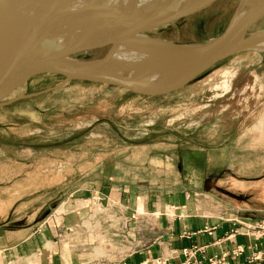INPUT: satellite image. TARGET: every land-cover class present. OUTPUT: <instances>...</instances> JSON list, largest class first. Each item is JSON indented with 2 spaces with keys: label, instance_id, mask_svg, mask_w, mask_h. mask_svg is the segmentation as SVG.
Listing matches in <instances>:
<instances>
[{
  "label": "rangeland",
  "instance_id": "1",
  "mask_svg": "<svg viewBox=\"0 0 264 264\" xmlns=\"http://www.w3.org/2000/svg\"><path fill=\"white\" fill-rule=\"evenodd\" d=\"M239 1L213 0L149 34L177 43L208 40ZM62 79L36 75L5 99ZM115 185L188 191L214 214L225 200L264 215V46L231 55L161 96L74 80L1 106L0 264H115L107 224L65 227L52 216L67 199L100 195L112 204ZM41 226L54 234L44 235L43 251L30 240Z\"/></svg>",
  "mask_w": 264,
  "mask_h": 264
},
{
  "label": "water",
  "instance_id": "2",
  "mask_svg": "<svg viewBox=\"0 0 264 264\" xmlns=\"http://www.w3.org/2000/svg\"><path fill=\"white\" fill-rule=\"evenodd\" d=\"M62 1L0 0V107L74 80L161 96L188 85L219 61L264 43V25L259 23L264 0H240L218 35L196 43H177L149 32L200 11L213 0L187 5L172 0L165 4L88 0L79 18L60 27L56 18ZM72 8L78 10L79 4ZM154 14L159 15L150 19ZM100 48H106L100 56L81 57ZM123 52L133 56L119 55ZM39 74L63 79L43 90L5 99Z\"/></svg>",
  "mask_w": 264,
  "mask_h": 264
},
{
  "label": "crops",
  "instance_id": "3",
  "mask_svg": "<svg viewBox=\"0 0 264 264\" xmlns=\"http://www.w3.org/2000/svg\"><path fill=\"white\" fill-rule=\"evenodd\" d=\"M198 191L192 188L193 194ZM109 193L118 211L129 213L142 207L150 217L160 214L158 238L145 232L148 245L125 257L122 264H156L157 258L164 261L161 264H264V230L259 229L264 226L263 214H245L247 208L225 200L219 214L210 213L211 207H202L200 199L183 190L169 195L115 185L114 194ZM85 199H73L69 204L65 200L52 216L58 214L65 227L79 223L88 212ZM42 227L30 236L33 248L39 251H43L44 235L48 239L54 236L53 229L49 235L45 232L48 227Z\"/></svg>",
  "mask_w": 264,
  "mask_h": 264
},
{
  "label": "built area",
  "instance_id": "4",
  "mask_svg": "<svg viewBox=\"0 0 264 264\" xmlns=\"http://www.w3.org/2000/svg\"><path fill=\"white\" fill-rule=\"evenodd\" d=\"M88 200L89 202L85 203L86 207L89 208L88 214L79 223L75 224L73 228L79 226L84 228L86 226L94 227L101 223L107 224L114 235V239L111 240L113 243V254L109 256L119 259V261H115V264H122L125 257L135 253L142 246L148 245L147 243H149L150 239L144 237L145 232L152 233L158 238L157 219L160 215L159 213L150 217L148 213L138 211V209H134L129 213L121 212L117 210L115 202L104 204V198H101L100 195L93 196ZM259 229L264 230V226L259 225ZM155 262L156 264L164 263L160 259Z\"/></svg>",
  "mask_w": 264,
  "mask_h": 264
},
{
  "label": "bare ground",
  "instance_id": "5",
  "mask_svg": "<svg viewBox=\"0 0 264 264\" xmlns=\"http://www.w3.org/2000/svg\"><path fill=\"white\" fill-rule=\"evenodd\" d=\"M159 1L164 2V4H165V3L170 2L171 0H159ZM172 1L178 2V3H180V5H182V4L187 5V4H195V3H198V2L203 1V0H172ZM75 3L79 4L78 10H73V8H72L73 5H75ZM87 3H88V0H79V1L78 0H63L62 3L59 4V6H58L59 14L56 18L57 25L62 27L67 22H70V21L76 19V17L79 18L78 15H80L82 13L81 10L84 7H86ZM125 13H126V16L129 17V13L128 12H125ZM159 14H163V12H159ZM159 14H154L152 17H150V19L158 16ZM140 19H141V17H140ZM261 45L264 46V43H262ZM119 55L127 56V57L133 56V54L130 52L119 53Z\"/></svg>",
  "mask_w": 264,
  "mask_h": 264
}]
</instances>
